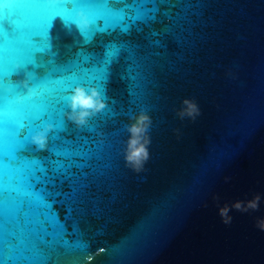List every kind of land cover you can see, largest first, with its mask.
I'll use <instances>...</instances> for the list:
<instances>
[{"label": "water", "instance_id": "water-1", "mask_svg": "<svg viewBox=\"0 0 264 264\" xmlns=\"http://www.w3.org/2000/svg\"><path fill=\"white\" fill-rule=\"evenodd\" d=\"M261 221L264 0H0V264H264Z\"/></svg>", "mask_w": 264, "mask_h": 264}, {"label": "clouds", "instance_id": "clouds-1", "mask_svg": "<svg viewBox=\"0 0 264 264\" xmlns=\"http://www.w3.org/2000/svg\"><path fill=\"white\" fill-rule=\"evenodd\" d=\"M79 16L80 19L75 21V23L80 29L87 28L89 21L82 13H80ZM22 83L24 87H28L27 81H23ZM29 91L31 90L29 89ZM184 103L187 106L185 109V113L187 115L193 116L194 114H197L198 110L195 104L191 103L190 101H185ZM104 106V102L95 89H92L90 92H85V90L82 88H76L70 98L71 112L68 114V116L69 119H71L76 124L83 125L86 123L87 117L92 115L93 112L101 110ZM149 123L150 118L148 115L140 113L135 117V122L128 128V131L131 133V138L128 142V150L126 152L125 159L130 166L137 170L142 167L144 161L148 157L146 146L149 143V140L146 135V130L149 126ZM47 131L48 129L46 128L32 137L33 143L36 144L39 149H43L46 146ZM258 199L259 197H257L256 200L249 202L248 207H257ZM235 207L240 208L241 204L237 203ZM226 213V208L221 209L222 215L226 216ZM225 222H227V220ZM258 226L261 228V230H264V221H261Z\"/></svg>", "mask_w": 264, "mask_h": 264}]
</instances>
